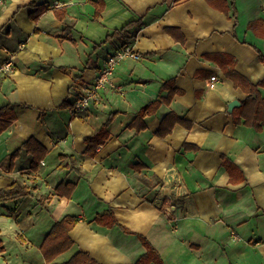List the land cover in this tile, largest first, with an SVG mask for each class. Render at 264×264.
<instances>
[{"label": "crops", "instance_id": "obj_1", "mask_svg": "<svg viewBox=\"0 0 264 264\" xmlns=\"http://www.w3.org/2000/svg\"><path fill=\"white\" fill-rule=\"evenodd\" d=\"M55 1L36 0L50 3L37 21L32 0L0 4V65L15 63L0 73V106L14 105L18 116L0 134V189L37 179L32 196L0 202V264H64L78 253L97 264H136L146 252L137 234L165 264H264V129L234 122L228 104L248 94L222 66L231 56L249 81L264 79V0H233L236 18L208 0H104L97 19L96 0H59L65 21ZM138 20L128 45L141 57L122 61L98 99L76 109L77 87L92 83L121 48L114 32ZM72 22L76 42L60 38ZM67 98L72 107H61ZM155 100L161 104L145 115L146 127L131 126ZM105 123L109 138L86 154L85 139ZM29 139L46 150L38 170L25 148L9 169L6 157ZM61 154L74 156L85 175ZM223 155L237 168L234 179ZM62 182L76 183L70 196L57 192ZM109 210L118 220L111 227L96 221ZM66 215L79 217L73 245L48 261L41 246Z\"/></svg>", "mask_w": 264, "mask_h": 264}, {"label": "trees", "instance_id": "obj_2", "mask_svg": "<svg viewBox=\"0 0 264 264\" xmlns=\"http://www.w3.org/2000/svg\"><path fill=\"white\" fill-rule=\"evenodd\" d=\"M215 7L221 9L227 14L233 10L231 13V17H237V10L235 9V5L233 0H208ZM32 5L35 6V11L31 13V17L33 20H38L49 8L50 3H42L36 5V0H32ZM96 13L95 19L101 16V13L105 7L104 0H96ZM55 15L62 21L67 20L68 12L65 7L55 8ZM230 16V15H229ZM142 21H133L123 27L121 30H116L113 37H117L118 39L124 40L122 42L121 47H125L128 45L129 40L134 38V34H129V27L133 26H141ZM74 29V22L67 24L65 31L60 36L61 39H71V41L76 42V39L72 37V31ZM136 32V31H135ZM111 36V37H112ZM110 36L107 38L110 39ZM97 47V46H96ZM260 58L264 61V54L259 51ZM224 55V54H223ZM213 57H216L215 55ZM227 62L223 63V69L225 74L230 77L236 87H241L247 94V98L242 102V104L236 108H234L232 115L235 123L240 124L244 123L247 126L255 127L257 130L264 129V96L261 91V87L264 88V79L259 81L258 83H252L245 76L241 75L235 67V59L231 56L226 57ZM166 85H171V82H166ZM160 100H155L147 105H145L137 114L134 121L130 124L131 126H136L138 130H141L146 127V123L143 121L146 114L150 112L156 111L160 106ZM72 107V100L67 98L61 105V107ZM74 106V105H73ZM46 111L41 112L40 117L44 116ZM173 115V114H170ZM168 117V115L164 118V120ZM18 118L15 106L12 104H6L0 106V134L5 131L16 119ZM142 120L144 124L142 127L138 125V122ZM163 120V121H164ZM178 121V118L174 117L172 124L169 127L163 125L161 129L158 131V134L161 136H165L168 134L173 127V124ZM110 136L108 123H105L101 128H99L96 133L85 139L87 143V148L85 150L86 154L93 156L96 154L95 147L99 144H103ZM23 148L26 149L27 152L31 155V166L30 169L34 172L38 170V165L41 160L44 158L46 150L42 148V146L36 142L34 139H29L23 143V145L17 149L15 152L9 154L6 157V165L9 169H12L15 166V159L20 154ZM60 157L62 159L70 158L72 163L71 168L79 173L80 176L85 175L83 171L77 167L74 163V156H67L61 154ZM223 164L229 170L231 174V178L234 177L236 166L233 161L227 156L223 155ZM138 165H135V168ZM234 179V178H233ZM76 183L74 182H62L57 187V192L61 196H70V193L75 188ZM65 187L68 191L61 190V187ZM153 188V186H152ZM37 189V179L32 178L30 183L22 180L21 178H15L13 183L8 186H5L0 189V202L11 201L18 198H23L27 196H32L34 191ZM38 204L41 206H45L44 198L40 197L38 199ZM79 217L73 215H66L61 220L57 221L49 234L45 238L41 249L46 257V260L50 261L58 254L67 250L70 246L73 245V241L69 237V231L75 226L78 222ZM96 221L100 224L107 225L109 227L118 224V220L115 217V214L112 210H109L103 214H100L96 217ZM127 232H131L128 228H123ZM141 239L142 243L146 247V252L143 256L139 258L136 264H150L152 262L156 264H165L161 254L159 251L151 244V242L142 234H137ZM3 251L2 243L0 242V252ZM84 255V259L82 261L78 260L79 255ZM64 264H97L92 258H89L85 253H78L75 255L69 262Z\"/></svg>", "mask_w": 264, "mask_h": 264}, {"label": "built area", "instance_id": "obj_3", "mask_svg": "<svg viewBox=\"0 0 264 264\" xmlns=\"http://www.w3.org/2000/svg\"><path fill=\"white\" fill-rule=\"evenodd\" d=\"M5 0H0V4H3ZM54 7H61L62 3L56 0L53 4ZM141 57L140 51L135 49L133 45H127L117 49L115 52L110 54L104 61L103 65L100 66L99 71L96 75L95 80L92 83L79 85L77 87V95L74 102V107L78 110L87 109L94 101L99 97V91L106 88L111 84L114 77L117 66L124 60L132 58L139 59ZM15 69V63L13 59H8L0 65V73L7 72L11 73ZM214 80L216 76L212 77ZM165 212L168 215H172L173 207H164Z\"/></svg>", "mask_w": 264, "mask_h": 264}, {"label": "water", "instance_id": "obj_4", "mask_svg": "<svg viewBox=\"0 0 264 264\" xmlns=\"http://www.w3.org/2000/svg\"><path fill=\"white\" fill-rule=\"evenodd\" d=\"M241 105V101L238 100V99H235L233 101H231L229 104H228V111L229 112H232L233 109L236 107V106H239Z\"/></svg>", "mask_w": 264, "mask_h": 264}]
</instances>
